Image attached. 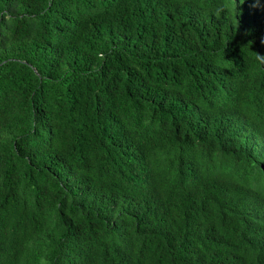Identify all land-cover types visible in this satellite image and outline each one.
<instances>
[{"label":"trees","instance_id":"obj_1","mask_svg":"<svg viewBox=\"0 0 264 264\" xmlns=\"http://www.w3.org/2000/svg\"><path fill=\"white\" fill-rule=\"evenodd\" d=\"M0 264H264V0H0Z\"/></svg>","mask_w":264,"mask_h":264}]
</instances>
